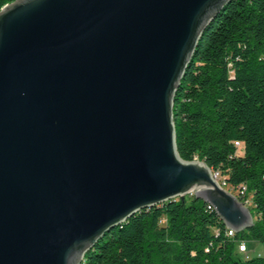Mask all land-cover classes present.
<instances>
[{
  "label": "water",
  "instance_id": "water-1",
  "mask_svg": "<svg viewBox=\"0 0 264 264\" xmlns=\"http://www.w3.org/2000/svg\"><path fill=\"white\" fill-rule=\"evenodd\" d=\"M232 0H14L0 9V264H82L137 212L251 210L177 147L175 97Z\"/></svg>",
  "mask_w": 264,
  "mask_h": 264
},
{
  "label": "trees",
  "instance_id": "trees-1",
  "mask_svg": "<svg viewBox=\"0 0 264 264\" xmlns=\"http://www.w3.org/2000/svg\"><path fill=\"white\" fill-rule=\"evenodd\" d=\"M13 1L0 0V9ZM174 120L184 160L205 161L226 190L247 186L254 225L231 236L191 194L112 228L82 264H264V255L243 258L249 248L239 249L264 242V0H232L207 26L176 93Z\"/></svg>",
  "mask_w": 264,
  "mask_h": 264
},
{
  "label": "built area",
  "instance_id": "built-area-1",
  "mask_svg": "<svg viewBox=\"0 0 264 264\" xmlns=\"http://www.w3.org/2000/svg\"><path fill=\"white\" fill-rule=\"evenodd\" d=\"M235 145L237 147L241 146V145H238V141L235 142ZM215 174H216V179L220 183V173L219 172H216ZM222 188H224V187H222ZM228 191L231 192V193H233L234 195H236L246 206L250 202V198H249V194L250 193H248V190H247V186L246 185L240 186V189L228 190ZM228 230H229V235H231V236L235 233L233 230H230V229H228ZM239 249L242 252H246L248 250L247 244L246 243H240Z\"/></svg>",
  "mask_w": 264,
  "mask_h": 264
},
{
  "label": "rangeland",
  "instance_id": "rangeland-1",
  "mask_svg": "<svg viewBox=\"0 0 264 264\" xmlns=\"http://www.w3.org/2000/svg\"><path fill=\"white\" fill-rule=\"evenodd\" d=\"M229 190V188H227ZM191 195V194H190ZM250 202L247 204V207L251 210L254 218L256 219V210L254 208L252 194H249ZM248 252L241 254L243 258L248 256H263L264 255V242H257V241H248Z\"/></svg>",
  "mask_w": 264,
  "mask_h": 264
},
{
  "label": "bare ground",
  "instance_id": "bare-ground-1",
  "mask_svg": "<svg viewBox=\"0 0 264 264\" xmlns=\"http://www.w3.org/2000/svg\"><path fill=\"white\" fill-rule=\"evenodd\" d=\"M214 177L216 178V174L214 175ZM210 206V205H209ZM211 207V206H210Z\"/></svg>",
  "mask_w": 264,
  "mask_h": 264
}]
</instances>
